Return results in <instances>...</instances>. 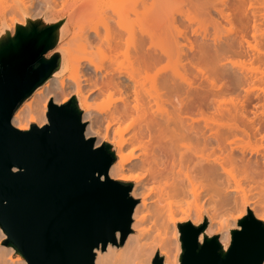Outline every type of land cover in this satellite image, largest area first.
Instances as JSON below:
<instances>
[{
    "label": "bare ground",
    "instance_id": "obj_1",
    "mask_svg": "<svg viewBox=\"0 0 264 264\" xmlns=\"http://www.w3.org/2000/svg\"><path fill=\"white\" fill-rule=\"evenodd\" d=\"M26 1L20 0V5L25 11L29 8ZM51 1L53 2V0H47L48 9H51ZM169 1L174 4L172 6L189 7L188 12L184 11L186 16L183 13L189 21H186L188 24L192 25L195 19H198L196 14L193 15L194 8H198L203 13L216 14L217 17L213 18L216 21L215 24H222L225 21L229 23V26L231 25L229 28H243V30L249 27L254 28L253 37L255 38L264 35V0H165L166 3L168 2L167 5ZM30 2L35 4V0ZM142 2L143 0H116L113 2L115 6L112 3L111 7L118 14L116 20L118 28L106 27L104 33H101L99 28H79L81 33L79 38L83 39L88 46L98 51L111 53L110 67L99 65L88 57H76L73 61L66 62L62 55L59 73L48 79L37 92L38 95L26 104L24 110L16 112L12 120L13 124L21 130H28L31 127L27 124L28 122H35L42 126L48 122L47 111L50 100L53 99L59 103V100L63 98L61 102L65 103L73 96L77 97L78 104L83 109L84 120L89 122L86 128L87 137L102 135V132L94 128L97 116L93 111L105 113L103 117L107 121V128L114 123L131 119L135 127L133 134L125 139L121 137L114 142L119 151L126 143H138L141 153L131 152L127 156H121L111 166L109 175L124 178L128 164H133L136 169L144 170L143 176L134 178L135 184L132 190L133 195L140 197L141 203L136 206L133 214L134 232L129 234L124 247L118 248L110 243L105 251L97 249L96 264H152L156 252H160L165 257V264H180L176 253L177 242L174 241V237L170 234L172 231L169 230L171 221L172 223L177 221L175 216L178 210L182 208L181 211L185 212L184 206H181L182 202H179L180 199L182 201L188 197L197 198L206 192L204 193L206 196L211 194V199L208 195L211 201H208L214 202L213 204L219 199V202L227 207L238 203L240 198L246 206L245 204H250L256 196L249 200L253 193L251 192L249 197L247 191L254 192L256 189L264 188V150L256 149L251 145L252 140L264 142V101L262 105L256 104L255 119L258 115L262 116V119L255 121L247 115L250 110L246 108L244 101L227 97L229 89L224 82L225 77L227 79L232 77L230 80H233L232 90L238 86L250 94L254 91L252 84L257 82L264 84V76H248L247 74L241 76L234 72V69L239 67L237 62L229 60L228 63L219 65L208 57L206 51H204L205 54L203 53V62L184 63L183 52L188 47L192 49L193 44L191 46L189 43L190 46L184 49V42L181 44L179 39H174L180 32H176V36L172 38L175 43L171 46L154 42L151 38L152 33H149L151 31L146 32L145 28H140L141 34L137 36L135 30L126 28L125 21L130 13L137 11ZM256 4H259L260 8ZM1 6L0 11L5 13L13 9L7 4L2 6V9ZM190 10L192 12H189ZM250 19H252L251 23ZM174 20L171 21L173 24L176 22ZM183 21L185 20L182 19L179 22ZM173 29L177 31L176 28ZM243 30L242 32H245ZM243 40L247 45L245 47L251 52L264 57V45L259 48L246 37L245 33H243ZM242 46L244 47L243 44ZM227 50L232 53L237 51L233 45ZM131 56L133 57L131 67H126L118 61L120 57ZM165 57L175 58L170 73H164V69L159 67ZM187 65L197 68L200 76L202 73L201 84L204 83L207 90L202 89L205 88L204 84L201 89L194 87L196 82L189 77L186 71ZM189 69L190 67L188 71ZM220 69L225 75L229 74L221 78L222 76L218 75ZM150 70H154L152 77L147 74ZM149 80L152 81L150 89L146 88ZM248 84L252 87L246 86ZM234 85L236 86L233 87ZM197 90L202 93H198ZM96 92L98 96L103 94L112 96L119 93L122 104L118 107L107 106L98 110L94 109L91 101ZM104 135L103 138L108 139L107 133ZM136 159H140V162L134 164L133 161ZM260 190L257 192L260 193L264 189ZM152 195L157 198L153 208L149 206ZM196 202L197 200L194 204ZM190 204L191 202L189 206ZM203 206L205 205L202 203ZM238 208L237 210H240ZM150 211H152L151 217L159 223L160 227L156 225L159 232L154 240L147 241L151 233L144 224L147 222ZM224 213L223 215L226 214ZM255 213L256 216L264 219V214L258 215L257 210ZM198 214L201 215V213ZM208 231H213L210 226L201 234L202 239ZM219 240L226 250L231 242L230 231L226 230ZM7 247L0 248V264H28L26 260L8 262Z\"/></svg>",
    "mask_w": 264,
    "mask_h": 264
},
{
    "label": "water",
    "instance_id": "obj_2",
    "mask_svg": "<svg viewBox=\"0 0 264 264\" xmlns=\"http://www.w3.org/2000/svg\"><path fill=\"white\" fill-rule=\"evenodd\" d=\"M65 23L26 17L14 35L0 33V227L28 264H96L97 249L125 243L139 203L132 183L109 175L117 159L112 144L86 136L76 96L50 100L42 126L13 125L19 107L59 70L61 52L47 54ZM207 226L179 225L180 264L264 263V221L251 210L226 250L219 235L201 240ZM164 260L157 252L152 264Z\"/></svg>",
    "mask_w": 264,
    "mask_h": 264
},
{
    "label": "rangeland",
    "instance_id": "obj_3",
    "mask_svg": "<svg viewBox=\"0 0 264 264\" xmlns=\"http://www.w3.org/2000/svg\"><path fill=\"white\" fill-rule=\"evenodd\" d=\"M115 1L116 0H53V2L51 1L52 2L51 3V9H48L47 0H35V4H31L30 0H27L26 5L29 6V8H27V10L25 11L23 9V6L20 5V0H0V4L2 6L7 4V5L13 7V9L8 10L7 13L0 11V33H3L5 31V29H8L14 35L15 29H16V24L17 23L25 24L26 23V17H30L32 19H38V18L45 16L49 20H52V21L66 19L65 27H62L59 30V37L62 39L60 40V42L56 46V48L51 50L47 54V56L50 57L52 54L60 51L61 57L63 55L66 62L73 61L74 58H76V57H82V58L88 57V58H91L95 63H97L99 65H102L104 67H110L112 64L111 53L106 52V51H104V52L98 51L96 48L88 46L87 43L83 39L79 38V35L81 34L79 28H88V29L89 28H99V31L101 33L105 32L106 27H109V28L111 27L113 29L118 28L116 25V20L118 18V14H117V11H115V9H113V7H111L112 3ZM170 2L171 1H169L168 5H171V6H168L167 5L168 2L166 3L165 0H143V2L139 5L137 11L132 12L129 14V16H127L128 19L126 18V21H125L126 28H130L131 30H135L137 36H140V34H141L140 28H145L146 32L151 31L149 33H152V36H151L152 40H154V42L155 41L158 42L160 45H163V46H168V45L171 46L172 44L175 43V42L173 43L172 38H174L178 32H180V34L184 33L185 35L184 34L180 35L178 33V36H176L174 38V39H176V38L179 39L181 44H183V42H184V44H183L184 49L188 47L189 43H191L190 44L191 46L193 44L192 49H190L188 47L187 49L184 50L185 52H183L184 53L183 59L185 58L184 63L190 64L191 61L195 62V63L202 61V59H203L202 57H204L203 55L205 54L204 51H206L208 53V57H210V59L213 60L214 62H217L219 65L226 64L229 62V60L237 62L239 67L235 68L234 72L240 74L241 76H243L245 74H247L248 76L254 75L257 77L264 76V57H261L260 55L259 56L255 55L247 47H245L247 45H246V42L243 40V33H245L246 37L248 39H250L253 44H256V46H258L259 48L263 47V45H264V35H262V37L255 38V37H253V33L255 32L254 28L249 27V28H246L244 30H243V28L242 29L241 28H229L231 25L229 26V23H227L225 21H223L222 24L216 23L217 24L216 25L215 24L216 21L214 20L215 19L214 17L216 16V14L215 15L214 14L209 15L206 12L203 13L198 8L197 9L194 8L195 10L191 9L194 11L193 15L195 16V14H196V17L198 18V19H195L196 21H194L192 23V25H193L192 26L190 23L188 24L189 21L186 20V17H185L186 13H184V11L188 12L187 9H189V7L188 6H182V5L179 7H177L178 5L172 6L174 4L170 3ZM4 3H6V4H4ZM113 4L115 6V3H113ZM258 5H257V7L260 8ZM2 6H1V9H2ZM180 7L182 8V10ZM30 9H32V11ZM255 9H257V8H255ZM191 10L189 12H192ZM183 13L185 16H183ZM213 13H215V12H213ZM173 16L175 17L174 19H176V20H174L172 18ZM181 17H183L182 19L185 20L182 22L184 24L179 22V21H182ZM172 19L174 20V22L176 21L175 24H173L171 22V21H173ZM211 19H213V20H211ZM23 20H24V22H22ZM186 21H188V22H186ZM251 22H252V19H250V23ZM213 23L215 24V26ZM188 25H191V26H188ZM173 28H176L177 31H175V29H173ZM242 30L245 32H242ZM90 31H88V32H90ZM170 42H172V43H170ZM242 44L244 45V47L242 46ZM231 45H233L237 51H235L233 53L228 52L227 48ZM174 49H176V48L174 47ZM132 60H133V57L131 56L128 58L127 57H120L118 61L120 64H122L126 67H131ZM174 60H175L174 57H172V58L165 57L162 60V62L160 63L159 67L164 69V73H170ZM187 62H189V63H187ZM202 62H201V65H202ZM198 64H196V65H198ZM187 66L190 67L189 71H188V67L186 70L187 73H189V77L194 79L193 82H196V83H194V87L197 89H201L203 86L202 84H204V83L201 84V81L203 82V79L200 80L201 79L200 77H202V73L200 76V73L197 70V68H194L192 65H187ZM191 66H192V68H191ZM198 67H200V64ZM201 68H203V67L201 66ZM58 71L55 72L54 75L59 73ZM147 74L150 77H152L154 74V70L148 71ZM228 74L229 73H227V75ZM218 75L220 77L222 76L221 78H223V76H227V75H225V73L223 72L222 69H220V72L218 73ZM228 78H229V76H228ZM225 79H226V81H224V82H226V84H227L226 87L230 91V92L228 91L227 97L228 98L241 99L242 101H244V105L246 106V108L251 111L250 112V111L246 110L249 113V114L247 113V115L250 116L249 118H251L255 121H256V119L257 120L260 119L258 121H261L262 116H260V115L257 116V117L260 116L259 118L256 117V119H255L256 115L254 114V111L257 109L256 104H258V103L261 104L262 101H264L263 100L264 99V84H262L260 82L252 84V86L254 87V91H252L250 94H247L244 88L238 87L236 85H234L233 87L236 86L238 88L235 87V88H233L234 90H232L231 86H232L233 80L230 81L232 79V77H231V79L230 78L227 79V77H225L224 80ZM43 86H44V84L42 86H40L33 93V95L29 99H27L19 107V109L16 112H21L22 110H24L26 104L28 102L32 101L38 95L37 92ZM151 86H152V81L149 80L146 84V88L150 89ZM246 86L250 87L251 85L249 86V84H248ZM204 87H205V84H204ZM206 88L207 87L202 88V89H206ZM235 89H237V90H235ZM197 91H198V93H202V92H199L200 90H197ZM231 91H234V92H231ZM97 93L98 92H96L94 94V96H93L94 98L91 101V104L93 105L94 109L98 110V108L107 107V106H113V107L117 106L118 107L122 104L121 94H119V93H115L112 96H109L107 94L106 95L103 94L101 96H98V95H96ZM195 93H197V92L195 91ZM62 100H63V98H61L59 100L58 104H62V102H61ZM260 106H258V107H260ZM93 113L97 116V118L95 119V122H94V128L99 130L100 132H102L101 133L102 135L94 136L96 138V144L97 145H100L104 142H108V143L112 144L113 149L115 150V153L117 156L116 160L120 159L121 156L129 155L131 152H134L137 154L141 153V150H140L138 143H135V144L126 143L125 146H123L122 150L119 151V148L116 147V143L114 142V141L120 140L121 137H123L125 139V138L130 137L133 134L135 127H134V125H132L131 119L125 120V121L120 122V123H114L110 128H107V126H106L107 121L104 120V117H103V116H105V113H103V112L100 113L99 111H96V112L93 111ZM99 116L100 117L102 116V117L100 118ZM83 120H84V118H83ZM84 121L87 123V126H88V124H89L88 120H84ZM27 124L32 126L33 124H37V123L28 122ZM106 133L108 135V139L103 138V135ZM89 137H91V136H89ZM113 143H114V145H113ZM251 145L253 147H255L256 149L258 148V149L264 150V142L252 140ZM139 162H140V159H136L133 161L134 164H137ZM133 166H134L133 164L127 165L124 178H121V177L116 176V175L111 176V177L114 179H118L120 181H123L125 183H132L133 188H134V184H135L134 178L139 177V176H143L144 170L136 169ZM147 188H149V186ZM262 189H264V188H261V190ZM259 190L260 189H258V190L256 189V191L254 190L255 194H254L253 190L247 191L249 194L248 195L249 197H250V194L253 193V195H251L249 200L252 199L253 196L259 195V197L255 196L250 201L251 202L250 204H252L253 202H256L255 204L250 205L247 203V204H245L246 206H244L241 199L238 198V203H235L234 205H230V206L228 205L230 208L232 206L231 209L228 206L227 207L223 206L222 205L223 203L219 202V199L215 204H213L214 202H210L211 201L210 200L211 194L210 195L208 194L210 196V199H209L208 195L207 196L204 195V193L206 194V192L202 193L201 196H199L197 198L188 197L190 199H188V198L182 199V201H181V199H180V201L178 200L179 202H182L181 206L182 205L184 206L185 212L181 211L182 208L179 209L178 213L175 216L177 221L173 222V223L171 221L172 224L170 223V228H169V230L172 231V233H170V234L172 235V237H174V241L177 242L176 253L178 254V256H180L181 251H182L181 241H180V231H179V225L181 223L192 222L195 225H200V224L207 222L208 226L206 228V231L209 228V226L213 230L212 232L208 231L207 234L210 236L219 235V237H220L223 233H225L226 230L230 231V233H231L232 229H235L238 227L239 220H241L243 217H245L250 210L254 213L255 216H256V213H255L256 210H257L258 215L264 214V202H263L264 201L263 200L264 199V190H262V191L260 190L261 192L258 193L257 191H259ZM260 195H262V196H260ZM152 196H151L152 199L151 198H150L151 200L149 199V201H150L149 206H151L153 208L154 205L156 204L157 198H155L154 195H152ZM133 197H135L136 199L139 200L138 204L141 203L140 202L141 199L139 196L133 195ZM191 198H192V200L193 199L194 200L192 201ZM195 199L198 202V203L196 202V204H194V202L196 201ZM258 199H260L259 202H258ZM189 200H191V201H189ZM198 200H200V201H198ZM208 200H210V201H208ZM239 200H240V202H239ZM190 202L192 205L190 204V206H189ZM202 203L205 206L202 207ZM241 203H242V205H241ZM195 205H197V206L195 207ZM236 205H239V206H236ZM207 206H209V207H207ZM251 206H253L255 208L253 209V207H251ZM221 208L224 211H222ZM237 208L240 210H237ZM241 209H243V210H241ZM227 211H228V213H227ZM222 212L223 213L225 212L226 214L224 213L225 215H223ZM198 213H201V215ZM187 214H189V215H187ZM151 215H152V211H150L149 217L147 218V222L144 224V227L147 230H149V232L151 233V237L147 241L154 240V238L156 237V234L159 232L156 228V225H157V227H160L159 223H157L155 221V219H153L151 217ZM256 217L259 218V216H256ZM259 219H261V218H259ZM261 220L264 221V219H261ZM133 221H134V219H133ZM224 224H226L225 227L226 226L227 227L220 229L221 227H223ZM159 230H162V229H159ZM0 231H1L0 232V248L8 246L7 247L9 250V255L7 257L8 262H21L23 260H26L22 255L17 253L13 247L7 245V243H6L7 235L1 227H0ZM133 232H134V229L132 228L131 233H133ZM119 242H120V238H119ZM125 243H126V241H125ZM125 243L122 245H120V243H119V245H116V246H118V248L121 246L124 247ZM154 257H155V255H154Z\"/></svg>",
    "mask_w": 264,
    "mask_h": 264
}]
</instances>
